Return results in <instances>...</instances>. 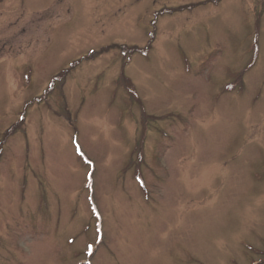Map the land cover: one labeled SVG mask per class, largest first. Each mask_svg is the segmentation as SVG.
Returning <instances> with one entry per match:
<instances>
[{
  "label": "rangeland",
  "instance_id": "1",
  "mask_svg": "<svg viewBox=\"0 0 264 264\" xmlns=\"http://www.w3.org/2000/svg\"><path fill=\"white\" fill-rule=\"evenodd\" d=\"M0 264H264V0H0Z\"/></svg>",
  "mask_w": 264,
  "mask_h": 264
}]
</instances>
